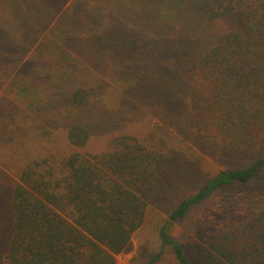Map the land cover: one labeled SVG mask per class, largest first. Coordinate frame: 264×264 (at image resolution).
Returning <instances> with one entry per match:
<instances>
[{
	"label": "rangeland",
	"instance_id": "1",
	"mask_svg": "<svg viewBox=\"0 0 264 264\" xmlns=\"http://www.w3.org/2000/svg\"><path fill=\"white\" fill-rule=\"evenodd\" d=\"M33 1L25 6V0H0V264L12 234L11 195L21 171L33 160L53 157L55 164L70 154L67 131L73 124L89 131L82 153L108 152L121 135L169 152L132 251L115 258V264L145 263L162 250L159 228L181 200L218 171L264 158V147L235 155L204 145L207 118L187 98L191 73L176 63L179 56H202L216 37L237 27L191 14L185 0L161 7L153 0L149 18L137 0H44L37 14L41 25L24 31L19 21L23 16L30 23ZM77 90L81 105L73 101ZM262 205L264 169L249 183L194 207L170 226V234L188 252L189 242L208 243ZM155 264L178 263L164 249Z\"/></svg>",
	"mask_w": 264,
	"mask_h": 264
},
{
	"label": "trees",
	"instance_id": "2",
	"mask_svg": "<svg viewBox=\"0 0 264 264\" xmlns=\"http://www.w3.org/2000/svg\"><path fill=\"white\" fill-rule=\"evenodd\" d=\"M43 1L31 4L30 23L22 16L24 31L41 25L37 14ZM172 1L155 3L172 6ZM152 2L135 4L149 18ZM183 7L207 22L228 20L237 27L216 37L202 56L177 58V65L191 73L187 98L207 118L204 145L235 155L264 147V0H185ZM44 19L47 23L49 17ZM82 99L81 91L74 92L77 105ZM88 139L89 131L73 124L67 131L70 154L55 164L53 157H45L23 168L12 190V234L1 264H115L116 256L132 251V237L143 225L147 200L171 159L169 152L121 135L111 141L110 151L91 155L80 152ZM261 169L264 158L218 171L181 200L159 228L162 250L142 264L157 263L164 249L178 264H264V205L208 243L189 242L188 252L170 234V226L194 207L221 190L249 183Z\"/></svg>",
	"mask_w": 264,
	"mask_h": 264
}]
</instances>
